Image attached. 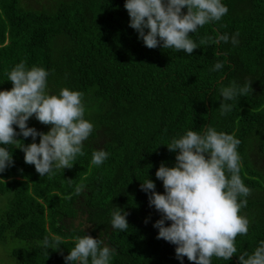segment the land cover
<instances>
[{"label":"trees","instance_id":"obj_1","mask_svg":"<svg viewBox=\"0 0 264 264\" xmlns=\"http://www.w3.org/2000/svg\"><path fill=\"white\" fill-rule=\"evenodd\" d=\"M124 3L0 0V90L13 87L6 74L19 62L43 67L50 94L65 87L83 93L85 118L93 124L84 155L50 176L24 162L18 146L31 137L18 136L9 146L14 165L0 173V264H65L74 238L86 234L115 249L111 264H180L176 246L157 239L153 224L161 214L140 185L149 177L163 193L155 173L162 162L173 166L176 155L166 144L187 130L203 133L205 126L240 140V176L250 189L240 210L249 221L247 235L235 238L230 260L212 257L211 264H240L239 255L264 240V0H223L228 13L190 35L197 43L221 34L229 41L209 42L191 55L147 48L129 26ZM217 62L223 67L213 71ZM234 81L247 83L249 91L221 115L220 89ZM28 125L43 132L51 127L34 116ZM99 149L109 156L92 166L91 154ZM118 207L128 212L123 232L110 222ZM49 233L65 243L42 247ZM183 264L194 262L185 257Z\"/></svg>","mask_w":264,"mask_h":264},{"label":"clouds","instance_id":"obj_2","mask_svg":"<svg viewBox=\"0 0 264 264\" xmlns=\"http://www.w3.org/2000/svg\"><path fill=\"white\" fill-rule=\"evenodd\" d=\"M129 26L138 39L149 48L161 47L183 51L191 55L194 49L211 42L227 43V34L202 39L197 43L190 34L205 24L219 22L228 13L223 0H125ZM186 9V11H184ZM238 43L236 36L231 38ZM223 67L217 62L213 71ZM13 87L0 90V173L14 165L9 146L16 145L18 136L31 137L32 142L18 146L25 153L24 162L34 165L41 176L71 168L78 156H83L84 141L93 132V124L85 118L83 93L61 88L58 93L47 91L48 71L43 67L28 68L24 61L7 74ZM249 85L235 81L220 89V114L232 111L236 97L244 96ZM35 117L40 123L51 125L47 132L29 127ZM15 126V127H14ZM18 129V131H17ZM39 137V142H37ZM240 140L234 134L205 126L203 133L187 130L166 144L175 152V164L162 162L155 176L162 181L164 192L156 191L149 177L140 188L148 194L150 207L161 214L153 227L157 239L175 245V256L183 264L184 258L194 264H211L212 257L230 260L237 253L235 238L248 233V219L240 214L246 207L250 189L240 176ZM104 149L91 154L90 164L100 166L108 158ZM82 190L75 186V194ZM128 212L121 207L111 212L113 229L126 231ZM150 218L145 219L148 223ZM170 222V223H166ZM64 238L49 233L41 241L46 249H59ZM115 249L90 234L74 238V246L64 257L65 264H111ZM240 264H264V240L251 253L239 255Z\"/></svg>","mask_w":264,"mask_h":264},{"label":"rangeland","instance_id":"obj_3","mask_svg":"<svg viewBox=\"0 0 264 264\" xmlns=\"http://www.w3.org/2000/svg\"><path fill=\"white\" fill-rule=\"evenodd\" d=\"M77 224H79L78 220H77ZM0 251H1V253H3V249H1Z\"/></svg>","mask_w":264,"mask_h":264}]
</instances>
